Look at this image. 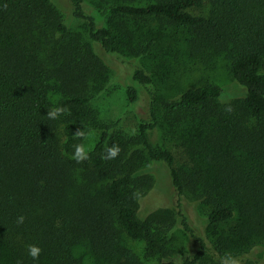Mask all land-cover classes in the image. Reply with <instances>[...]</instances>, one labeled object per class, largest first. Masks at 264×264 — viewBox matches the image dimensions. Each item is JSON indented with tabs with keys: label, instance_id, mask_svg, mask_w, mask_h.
<instances>
[{
	"label": "trees",
	"instance_id": "16d2710c",
	"mask_svg": "<svg viewBox=\"0 0 264 264\" xmlns=\"http://www.w3.org/2000/svg\"><path fill=\"white\" fill-rule=\"evenodd\" d=\"M57 1L0 0V264L167 257L174 229L188 228L184 197L205 212L218 264L264 252V0H62L86 21L88 40ZM152 19L187 29L192 58L221 57L238 90L207 81L171 98L156 95L150 119L130 134L94 106L110 77L98 48L150 56L164 35L149 32ZM165 70L162 83L170 84L175 72ZM132 80L135 105L155 77L143 65ZM56 108L63 111L49 118ZM157 129L172 147L152 142ZM77 144L88 157L81 162L73 158ZM113 145L118 156L102 159ZM156 164L170 171L176 207L146 204L157 188ZM128 240L143 243L145 255ZM28 245L41 249L38 259ZM201 247L181 263L158 264H209L208 242Z\"/></svg>",
	"mask_w": 264,
	"mask_h": 264
},
{
	"label": "rangeland",
	"instance_id": "374dc122",
	"mask_svg": "<svg viewBox=\"0 0 264 264\" xmlns=\"http://www.w3.org/2000/svg\"><path fill=\"white\" fill-rule=\"evenodd\" d=\"M57 1V0H56ZM151 1V0H150ZM100 4L109 5L104 1H96ZM147 3L149 0H140ZM57 3L64 8L63 12L69 20L74 31L81 33L88 40V27L83 19H77L72 16V4L67 1L58 0ZM90 3V2H89ZM86 13H89L86 11ZM106 23H101L104 25ZM151 29L149 32L162 31L161 44L157 45L153 54L138 59L126 54H106L101 48H98L110 69L109 80L106 90L96 97L94 106L97 108L100 118L104 121L121 120L120 128L127 133L133 134L137 132L139 125L150 119V108L153 98L156 95H167L171 98L181 93L185 88L205 83L207 81H215L225 86L230 94L237 93V88L229 75L228 66L221 58H205L194 59L189 55L187 29L168 24H161L157 19L148 21ZM144 63V64H143ZM146 65L155 77V82L143 88L141 92V100L137 104H131L127 94V86L132 84V73L135 69ZM167 67L171 68L175 73L171 77L169 83H162L161 77L163 72L169 76ZM163 77V76H162ZM165 79V78H164ZM163 104V103H162ZM161 104V105H162ZM96 135L91 140L95 139ZM152 142L162 147H172V141L166 133L161 130H155L151 135ZM152 172L155 176L156 190L153 191V199H147L146 204L150 210L159 207H176L178 202V194L172 186L170 171L165 165H154ZM146 209L143 213H149ZM183 211L187 217L188 228L178 225L173 231V240L170 250L165 256L149 257L146 264H158L160 260L173 259L182 262L190 254H194L201 250L202 239L208 242L209 264H218L213 249L206 238V215L200 208V205L194 199L183 198ZM143 216V215H142ZM129 243L138 248V251L145 255L143 243H135L128 240ZM212 259H216L212 261ZM241 264H264V252L258 249L253 250L248 256L237 261ZM236 264V263H235Z\"/></svg>",
	"mask_w": 264,
	"mask_h": 264
},
{
	"label": "clouds",
	"instance_id": "9594fccd",
	"mask_svg": "<svg viewBox=\"0 0 264 264\" xmlns=\"http://www.w3.org/2000/svg\"><path fill=\"white\" fill-rule=\"evenodd\" d=\"M63 111L60 108L53 109L48 112L49 118H55L57 116V113ZM227 111H231V109H227ZM77 137L83 136V132L80 130H77L76 134ZM75 152L73 158L77 160V162H81L85 159H87V153L85 152L84 146L82 144H77L74 146ZM107 155L102 156V159H114L118 156L120 152V148L117 145H113L112 147L108 148L106 150ZM24 217L19 218V223H23ZM28 254L33 258V260H36L39 258V255L41 253V249L35 245H28ZM20 264V262H18ZM225 264H229L228 261H225ZM231 264H235V261H232Z\"/></svg>",
	"mask_w": 264,
	"mask_h": 264
}]
</instances>
